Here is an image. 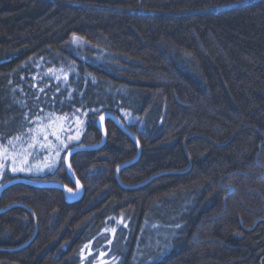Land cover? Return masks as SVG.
<instances>
[{
	"label": "trees",
	"instance_id": "trees-1",
	"mask_svg": "<svg viewBox=\"0 0 264 264\" xmlns=\"http://www.w3.org/2000/svg\"><path fill=\"white\" fill-rule=\"evenodd\" d=\"M53 124L0 264H264V0H0V148Z\"/></svg>",
	"mask_w": 264,
	"mask_h": 264
},
{
	"label": "rangeland",
	"instance_id": "rangeland-1",
	"mask_svg": "<svg viewBox=\"0 0 264 264\" xmlns=\"http://www.w3.org/2000/svg\"><path fill=\"white\" fill-rule=\"evenodd\" d=\"M54 125V124H53ZM43 132L40 130V135L37 136L36 138L37 142H34L33 140L30 141L29 144H34L32 148L28 149V152L30 155L27 157V163H24V157L22 155H17L16 160H15V165H13V161L9 159L8 157L12 156L14 153H19L22 148L27 147L26 146H21V145H8V147L0 148V181L5 177V176H15V175H20L24 177L28 176H37L45 171H40L43 168H45V164H51L54 163L55 165L58 162V156H56V148H63L65 145V141L68 142H73L75 139H68V134L70 133V125H63V124H58L54 125L52 130L48 131L47 129H42ZM55 131L61 139L64 141V144L61 145L59 141H57L52 135L51 132ZM47 134L48 135V140L45 141L43 139V135ZM67 142V143H68ZM44 145V147H41V145ZM3 149H7L8 151V157H6L3 154ZM40 160L42 163H40ZM33 161H36L34 163ZM15 166L18 169L23 168V171H16L13 172L11 168ZM54 168V167H53ZM154 250L153 248L150 249ZM144 251L142 250V253ZM142 257V256H141ZM140 257V259H141Z\"/></svg>",
	"mask_w": 264,
	"mask_h": 264
},
{
	"label": "snow or ice",
	"instance_id": "snow-or-ice-1",
	"mask_svg": "<svg viewBox=\"0 0 264 264\" xmlns=\"http://www.w3.org/2000/svg\"><path fill=\"white\" fill-rule=\"evenodd\" d=\"M78 40H79L78 37L73 36V41H74V42H76V41H78ZM101 119H103V117H101ZM41 131L43 132V130H41ZM51 135H52L57 141H59L61 145L64 144V141L61 139V137H60L55 131L51 132ZM74 138H75V139H79V136L77 135V136H75V137H68L69 140L74 139ZM21 139H22V137H20V136L15 137V140H21ZM32 139H33L34 142H37V140H36V136H35V135L32 137ZM43 139H44L45 141H47V140H48V135H47V134H44V135H43ZM8 144H9V145H13V144H14V141H13V140H8ZM33 146H34V144H28L27 147L22 148L21 151H20L19 153H14V154H13L12 156H10V157H8V151H7V149H3V154H4L6 157H8L9 159H11V160L13 161V165H15V160H16L17 155H22V156L24 157L23 162H24V163H27V157H28V155H30V153L28 152V149H29V148H32ZM41 147H44V145L42 144ZM55 151H56V156H59V148H56ZM54 166H55L54 163H51V164H45V167H48L49 169L53 168ZM69 167H70V166H69ZM11 170H12L13 172H16V171H18V170H19V171H23L24 169H23V168H19V169H18L17 167L13 166V167L11 168ZM76 184H77V188H79V186H80V185H79V181H77ZM66 191L71 192L72 189H71V188H67ZM102 255H104V254L102 253Z\"/></svg>",
	"mask_w": 264,
	"mask_h": 264
}]
</instances>
